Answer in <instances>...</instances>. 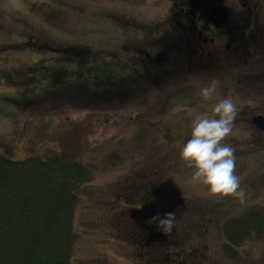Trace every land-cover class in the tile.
Segmentation results:
<instances>
[{
  "label": "rangeland",
  "instance_id": "374dc122",
  "mask_svg": "<svg viewBox=\"0 0 264 264\" xmlns=\"http://www.w3.org/2000/svg\"><path fill=\"white\" fill-rule=\"evenodd\" d=\"M50 2L53 6L48 8ZM187 2L196 7L189 13V22L198 21L199 35L194 36L198 35L202 50L193 56L196 65L159 86L141 85L116 100L77 99L68 91L40 101L34 98L32 91L43 81L38 74L42 64L56 67L68 61L47 53L36 64L35 58L45 53L31 46L44 41V29L48 33L49 28L58 31L67 26L74 34V27L82 38L80 51L101 60L91 74L105 81L87 86V79H79L80 95L85 88L128 89V83L114 78V69L110 80L104 61L117 67L126 61L129 75L140 71L142 51L156 47L158 37L171 28L162 23ZM211 4L224 11H212ZM227 6L234 13L226 12ZM236 23L244 27V42L229 51L226 33L231 34ZM222 28L223 34L218 31ZM0 56V151L8 148L20 160L64 152L92 165L93 178L82 186L75 209L77 240L70 264H162V247L159 252L145 250L143 254H151V259H140L141 248L116 234L121 230L115 225L120 211H134L130 199L116 198L117 191L136 180L145 191L148 184L159 185L163 192L157 202H166L168 209L188 206L180 230H187L192 249L183 253H193L191 262L264 264V235L246 240L239 247L240 258L234 261L224 255L227 240L223 234V223L229 218L264 207V130L253 122L255 115H264V0H0ZM213 79L219 81L217 90L204 100L200 89ZM228 97L237 105V116L223 143L235 149L234 172L245 192L243 200L210 194L193 180L195 169L180 156L195 116L211 115V105ZM168 100L169 108L163 109ZM144 207V219L152 220L156 206ZM157 208L162 216V208Z\"/></svg>",
  "mask_w": 264,
  "mask_h": 264
},
{
  "label": "trees",
  "instance_id": "16d2710c",
  "mask_svg": "<svg viewBox=\"0 0 264 264\" xmlns=\"http://www.w3.org/2000/svg\"><path fill=\"white\" fill-rule=\"evenodd\" d=\"M216 5L211 4L212 11L217 9ZM182 7L184 10L179 13L180 16L171 13L162 23L163 27L171 28L158 37L156 47H148L145 52L142 51L144 55L141 57L143 64L140 71L129 75L130 66L126 61L123 60L124 64L118 66L121 67V72L117 71V65L104 61L103 69L108 72L110 80L113 76L115 79L120 78V82L129 84L128 89L124 86L104 90L85 88V92L80 95L79 92L83 91V88L81 89L78 83V76L73 78L69 75V79L64 80V73L67 70L60 68L62 72L58 70L48 75L47 92L62 94V91H68L70 96L77 99L116 100L131 95L132 91L141 85L142 87L146 85L147 88L153 82L155 86H159L161 84L159 82L173 79L189 66L196 65L194 57L197 52L202 51L197 43L199 32L194 28L198 21L194 25L187 21L189 13H194L196 7L191 2L183 3ZM177 10L179 11V7ZM232 26L231 34L226 33L228 34L226 47L229 51L236 50L237 46L244 42L243 25L240 23ZM219 31L223 34L225 30L222 28ZM196 33L198 35L194 36ZM75 36L77 33L74 29V34L69 38ZM168 36L171 40L166 41ZM66 50L68 52L73 49L67 47ZM83 54L86 55L78 57L73 54L68 59L76 62V72H83V79L89 81L87 86L93 85L96 81L104 82L103 78L98 79L91 74L93 69L98 70L101 60L87 51ZM113 69L115 74L113 73L111 77L110 72ZM169 100L164 103L163 109L166 105L169 108ZM190 138L191 136L188 139ZM91 167V163L88 165L82 163L75 156L64 152L45 157L30 155L20 160L13 158L8 148L0 151V264H70L77 240L75 209L79 203L82 186L93 178L94 172ZM155 178L154 176L153 180ZM147 186L148 191H145L141 182L136 180L132 185L124 184L117 191L116 198L125 202L130 199L132 203L128 204L133 205L131 208L134 211L131 212L128 208L120 211L115 225L121 230L116 234L124 241L141 248L140 259L142 257L151 259V254L146 256L143 254L145 250L150 253L159 252L162 247L163 251L159 252L160 256H163L162 264H192L187 256H181L180 253L191 248L187 230L184 233L180 230L181 223L187 218L188 206L179 204L168 209L165 203L162 205L163 215L169 212L176 214L173 230L165 234L156 226L155 221L144 219L146 218L144 206L148 205H155L154 217L159 216L157 210L160 205L157 202L160 195L159 185L155 188L151 184ZM140 201L143 204L139 208L137 204ZM129 215L132 217L129 218ZM129 221L133 225H128ZM223 224V234L227 240L224 255L230 260H238L241 256L239 247L246 240L251 239L253 235L258 237L264 235V207L242 211L240 215L229 218ZM136 235L138 238L134 239Z\"/></svg>",
  "mask_w": 264,
  "mask_h": 264
},
{
  "label": "clouds",
  "instance_id": "9594fccd",
  "mask_svg": "<svg viewBox=\"0 0 264 264\" xmlns=\"http://www.w3.org/2000/svg\"><path fill=\"white\" fill-rule=\"evenodd\" d=\"M219 81L213 79L200 89V96L210 100L217 90ZM237 116V105L231 97L219 99L211 105V115L201 113L191 121V138L180 147V156L189 167L195 169L193 180L202 183L212 195L244 199L245 192L240 186V177L235 174V149L223 143L233 130ZM174 212L163 217H154L156 226L165 234L173 230ZM150 221V222H151Z\"/></svg>",
  "mask_w": 264,
  "mask_h": 264
},
{
  "label": "water",
  "instance_id": "95a60500",
  "mask_svg": "<svg viewBox=\"0 0 264 264\" xmlns=\"http://www.w3.org/2000/svg\"><path fill=\"white\" fill-rule=\"evenodd\" d=\"M253 122L258 126V128L264 130V115L262 114L256 115L253 118Z\"/></svg>",
  "mask_w": 264,
  "mask_h": 264
}]
</instances>
